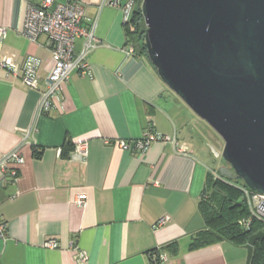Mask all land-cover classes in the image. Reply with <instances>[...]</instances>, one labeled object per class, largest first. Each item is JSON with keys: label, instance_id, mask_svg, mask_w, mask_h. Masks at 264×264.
I'll return each mask as SVG.
<instances>
[{"label": "crops", "instance_id": "crops-1", "mask_svg": "<svg viewBox=\"0 0 264 264\" xmlns=\"http://www.w3.org/2000/svg\"><path fill=\"white\" fill-rule=\"evenodd\" d=\"M43 1L0 0V63L7 57L20 68L15 75L0 67V264H247V250L226 241L191 249L205 227L199 205L208 175L223 166L204 156L197 137L207 131L149 61L126 54L120 7L129 0L119 8L82 0L81 27L100 42L86 58L91 70L73 71L49 113L38 114L53 56L48 37L34 43L24 25L29 6ZM84 42L76 40V56ZM29 60L37 90L22 80ZM81 143L89 146L85 163L72 159ZM14 151L24 163L3 169ZM50 240L57 249L45 248Z\"/></svg>", "mask_w": 264, "mask_h": 264}, {"label": "water", "instance_id": "water-1", "mask_svg": "<svg viewBox=\"0 0 264 264\" xmlns=\"http://www.w3.org/2000/svg\"><path fill=\"white\" fill-rule=\"evenodd\" d=\"M141 10L159 77L224 143L211 146L228 165L221 175L264 195V0H143ZM263 239L249 238L247 264Z\"/></svg>", "mask_w": 264, "mask_h": 264}, {"label": "built area", "instance_id": "built-area-1", "mask_svg": "<svg viewBox=\"0 0 264 264\" xmlns=\"http://www.w3.org/2000/svg\"><path fill=\"white\" fill-rule=\"evenodd\" d=\"M113 7L121 6L119 0L111 3ZM135 6L134 0H129L124 6H121L124 15V22L127 24L131 19V14ZM85 19V8L82 0H44L41 7L29 6L25 25L24 35L32 42L36 43L41 36L49 39L53 60L49 70V76L46 83V90L42 93V101L38 108V114L44 115L52 109L54 101L63 86L70 81L73 71L78 70L83 76L87 75L91 70V65L87 62V55L99 47L100 42L95 35L94 30L88 31L81 27ZM6 29H0V37H5ZM79 38H84V46L81 53L77 56L74 53L75 42ZM134 47L129 45L126 48V54H134ZM0 67L8 68L15 75L19 72V66L13 65L9 58L4 57L0 63ZM24 84L30 88L38 89V72L36 61L29 60L24 66ZM150 140L141 141L138 144L139 149H145L150 145ZM175 143V140H174ZM121 147L127 148L125 143L120 144ZM89 156L88 143H81L75 146L72 159L85 163ZM10 161L23 164L24 159L16 152H12L4 157L1 161V167L4 169ZM18 173L11 170L7 179L15 181ZM245 196L250 207L251 217L244 221V225H249L253 219L264 225V195L252 190H245ZM77 203L85 206L84 199L79 198ZM167 220L163 219L159 225H164ZM6 237V225L0 220V238ZM45 248L57 249L58 243L50 240L45 243ZM86 259V257H84Z\"/></svg>", "mask_w": 264, "mask_h": 264}, {"label": "trees", "instance_id": "trees-1", "mask_svg": "<svg viewBox=\"0 0 264 264\" xmlns=\"http://www.w3.org/2000/svg\"><path fill=\"white\" fill-rule=\"evenodd\" d=\"M134 2L131 19L126 24L128 41L134 47L135 53L144 56L152 65L145 46L147 27L141 10L143 0ZM153 68L155 69L154 66ZM216 174L217 176L210 173L207 178L205 197L199 205L205 227L193 240L192 250L206 248L222 241L245 247L251 236L264 232V225L255 219L249 225L243 224L251 217L245 196V190L250 189L238 178L225 177L220 171ZM236 204L242 206L235 207ZM251 264H264V239L256 243Z\"/></svg>", "mask_w": 264, "mask_h": 264}, {"label": "rangeland", "instance_id": "rangeland-1", "mask_svg": "<svg viewBox=\"0 0 264 264\" xmlns=\"http://www.w3.org/2000/svg\"><path fill=\"white\" fill-rule=\"evenodd\" d=\"M189 109V108H188ZM190 110V109H189ZM191 111V110H190ZM192 112V111H191ZM193 113V112H192ZM195 115V114H193ZM197 121H199V123L201 122L203 125V128H205V130L207 131L204 135L201 132V130H199L200 132L198 133V142L201 143V149L203 150V154L204 156H211L214 159V163L217 165H222L223 167H227L228 165L225 163V161L221 158V159H217L214 154L212 153V149L211 146L214 147L216 150L222 152L223 148H224V143L222 141V139L204 122L202 121L200 118H198L195 115ZM215 164H213V167H215Z\"/></svg>", "mask_w": 264, "mask_h": 264}]
</instances>
